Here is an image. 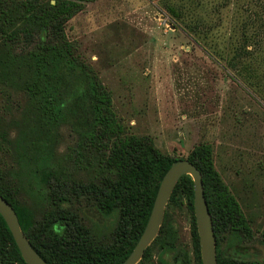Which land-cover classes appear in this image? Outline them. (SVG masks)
<instances>
[{
	"label": "trees",
	"instance_id": "obj_1",
	"mask_svg": "<svg viewBox=\"0 0 264 264\" xmlns=\"http://www.w3.org/2000/svg\"><path fill=\"white\" fill-rule=\"evenodd\" d=\"M95 1L0 0V142L8 157L0 169V195L15 209L26 237L48 264H122L145 230L165 174L175 162L188 160L203 176L218 264H260L219 249L225 234L232 247L252 238V229L216 169L213 145L200 143L177 158L162 153L152 137L132 133L116 113L111 92L69 39L68 23ZM163 2L175 26L216 63L226 62L223 70L235 81L242 77L251 86L249 80L264 73V0ZM232 6L251 24L225 47L209 44L216 26L205 13L222 14ZM4 113L11 115L6 127ZM64 127L74 140L59 153ZM86 207L115 218V227L103 233L90 225ZM183 209L191 218L192 253L177 248L171 212ZM154 248L164 254L157 264H202L190 176L177 184L160 233L139 264H156ZM168 254H175L173 262ZM0 264H26L1 215Z\"/></svg>",
	"mask_w": 264,
	"mask_h": 264
},
{
	"label": "rangeland",
	"instance_id": "obj_2",
	"mask_svg": "<svg viewBox=\"0 0 264 264\" xmlns=\"http://www.w3.org/2000/svg\"><path fill=\"white\" fill-rule=\"evenodd\" d=\"M233 8L205 13L216 26L209 44L225 47L227 39L251 24L248 15ZM67 35L111 92L116 113L132 133L152 137L162 153L177 158H186L200 143L213 145L216 169L252 229V238H240L236 250L225 234L219 249L264 264V73L249 80L251 86L242 77L235 81L223 70L226 62L216 63L175 26L163 0H96L68 23ZM249 60L250 69L255 68L253 58ZM2 104L9 107L6 100ZM6 113L5 127L11 119ZM62 134L59 153L74 140L67 127ZM7 161L0 142V169ZM21 202L33 203L27 197ZM83 211L87 222L103 233L115 227V218H104L93 207ZM171 217L177 248L192 253L188 211H172ZM153 253L157 264L161 253L158 248ZM174 256L165 258L173 262Z\"/></svg>",
	"mask_w": 264,
	"mask_h": 264
},
{
	"label": "water",
	"instance_id": "obj_3",
	"mask_svg": "<svg viewBox=\"0 0 264 264\" xmlns=\"http://www.w3.org/2000/svg\"><path fill=\"white\" fill-rule=\"evenodd\" d=\"M185 176H190L194 184V210L200 239L202 264H218L217 238L205 197L203 176L201 171L188 160L175 162L165 174L145 230L130 256L122 264H139L141 262L146 250L158 237L171 196L179 181ZM0 215L6 222L26 264H48L34 249L23 232L15 209L1 195Z\"/></svg>",
	"mask_w": 264,
	"mask_h": 264
},
{
	"label": "flooded vegetation",
	"instance_id": "obj_4",
	"mask_svg": "<svg viewBox=\"0 0 264 264\" xmlns=\"http://www.w3.org/2000/svg\"><path fill=\"white\" fill-rule=\"evenodd\" d=\"M244 239V238H243ZM264 244V243H263ZM240 245V241L238 242V243H236L234 246H232L231 248H235L234 250H236L237 249V247ZM243 248V247H242ZM225 254H231L230 252H227V253H225ZM236 258H238V259H241V260H245L244 258H241V257H238V255H235V254H233Z\"/></svg>",
	"mask_w": 264,
	"mask_h": 264
}]
</instances>
